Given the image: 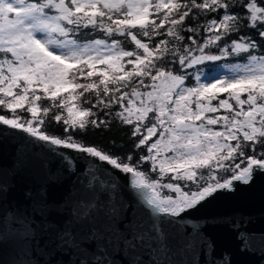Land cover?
<instances>
[{"label":"snow or ice","instance_id":"6c2138e0","mask_svg":"<svg viewBox=\"0 0 264 264\" xmlns=\"http://www.w3.org/2000/svg\"><path fill=\"white\" fill-rule=\"evenodd\" d=\"M89 27L134 48L115 38L81 42L76 33ZM253 29L259 39L246 34ZM257 49L264 50V0H0V106L12 113L0 115V124L130 173L148 205L177 217L264 172V151L255 154L264 148V55ZM242 54L246 63L223 65L230 75L201 82L197 73L193 86L164 66L169 57L187 69ZM94 108L132 126L135 147L147 148L140 162L150 161L157 179L72 135L43 130L53 110L65 132L107 127Z\"/></svg>","mask_w":264,"mask_h":264},{"label":"water","instance_id":"95a60500","mask_svg":"<svg viewBox=\"0 0 264 264\" xmlns=\"http://www.w3.org/2000/svg\"><path fill=\"white\" fill-rule=\"evenodd\" d=\"M132 179L0 124V264H264V172L177 217Z\"/></svg>","mask_w":264,"mask_h":264},{"label":"trees","instance_id":"16d2710c","mask_svg":"<svg viewBox=\"0 0 264 264\" xmlns=\"http://www.w3.org/2000/svg\"><path fill=\"white\" fill-rule=\"evenodd\" d=\"M201 22L203 18H200ZM189 25H194V21H188ZM246 34L251 35L255 37L256 39H259L257 36L255 30H249ZM186 39L187 36L192 35V33L185 32L184 33ZM76 36L81 40V42L86 40H92L95 38H102V39H108L109 41L112 38L120 39L124 41V47L128 50H132L134 48V45L129 42L125 41L124 37H121L119 35H116L114 37L108 38L105 36V34L100 30H93L91 27L82 29L80 32L76 33ZM203 29L200 30V42H203ZM163 37H157L156 39H162ZM237 34H233L230 36L229 42L231 39H236ZM190 43V41H189ZM222 46V45H221ZM211 51L215 54H219L218 49H211ZM255 54L262 55L264 54V50L257 49ZM245 54H242L240 57H227L225 59H222L220 61H212V62H205L203 65H197L193 66L192 68L187 69H181L179 67L178 62H174L171 57H169L165 62L164 66L170 67L172 70L178 72L179 74H187V79L185 80V84H192L194 82L193 74L197 70L202 69L203 66L207 68L208 71L212 73L214 71L216 64L219 62H229L234 63L236 61L245 60ZM93 99V103H94ZM50 104V101L46 99H42L40 102L41 107H48ZM84 107H91L90 104H85ZM117 110V107L114 106L112 109V112L114 113ZM94 112H97V116L99 118H103L106 121H109V124L107 127L104 125H101L100 127L96 128L91 125L88 126V128L85 131H80L79 129L75 131H69L65 132L64 128L65 125L60 122L57 123L52 119V117L56 114V110H53V112L49 113L48 117L46 118V123L42 126L43 130L46 131L48 134L58 136V137H66L68 135H72L75 140L78 142H82L85 146H95L102 152L109 154L115 158H119L120 162L122 163H130L132 165L137 166L138 170L145 172L148 174L150 179H157L158 178V172H153L151 170V163L149 162H140V157L147 155V148L145 146H141L139 149L135 147L136 143L138 142L140 137H133L132 136V126L122 124V122L119 121L118 118H115L112 115H105L104 111H98L97 109H93ZM17 113L20 115V117L23 120H26L30 113H28L26 110H17ZM0 115H4L8 118H12V113L10 110L4 108L3 106H0ZM234 143V142H233ZM261 151H264V148H261L260 146H257L256 153L259 154ZM247 155H253V152L251 149H246ZM131 156L132 159L128 160L127 157ZM237 163L240 162V160L236 161ZM221 176H224L227 178V174L221 173ZM163 183H168L169 178L165 177L162 181ZM181 186H183L184 182L181 181ZM167 194H171L168 192L167 189L163 190ZM174 194V193H172Z\"/></svg>","mask_w":264,"mask_h":264},{"label":"rangeland","instance_id":"374dc122","mask_svg":"<svg viewBox=\"0 0 264 264\" xmlns=\"http://www.w3.org/2000/svg\"><path fill=\"white\" fill-rule=\"evenodd\" d=\"M95 39H102V38H95ZM92 40H94V39H92ZM262 55H264V54H262ZM246 62H247L246 59L241 60V61H236L234 63L219 62L218 64H216L215 69H214V71H212V73L210 71H208L207 68H205V66H203L202 69L200 68V70H197L196 72H194L193 77L195 79V75L197 73H199V74H201V82H207L208 80L212 79L213 77L218 78V77L223 76V75H230L231 74L229 68L223 67V65H225V64H229V65H231V64H243ZM195 83H196V79L194 80V82L192 84H185V85L186 86H193V85H195ZM221 95L223 96L224 94H221ZM65 115H66V113H65ZM28 119H31V114L26 120H28ZM155 138L156 137H153L152 139L154 140ZM172 195H174V194H172Z\"/></svg>","mask_w":264,"mask_h":264}]
</instances>
